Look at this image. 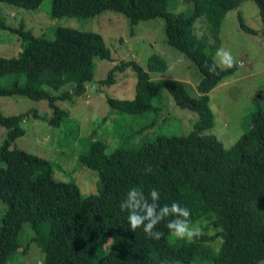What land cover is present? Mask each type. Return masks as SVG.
<instances>
[{
	"label": "trees",
	"instance_id": "1",
	"mask_svg": "<svg viewBox=\"0 0 264 264\" xmlns=\"http://www.w3.org/2000/svg\"><path fill=\"white\" fill-rule=\"evenodd\" d=\"M172 0H52L51 18H93L110 11L125 16L131 27L139 22L161 18L165 43L185 56L199 71L197 95L177 80L152 81L149 72H165L167 64L159 56H151L147 71L136 62H120L113 67L104 84L114 82V72L131 67L137 74L132 100L111 97V109L131 115L157 112L153 99L166 90L181 109L197 115L192 130L185 136H159L152 142L122 147L105 153L102 142H92L89 153L79 162L98 174L97 193L82 195L75 182H61L53 177L50 162L15 148L25 134L21 124L32 113L48 120L35 110L6 116L0 111V127L5 129L0 145V202L5 206L0 221V264H9L21 250L19 235L29 224L32 241L43 254L42 264H175L208 261L211 264H260L264 261V108L256 103L251 114V128L229 149L212 134L214 114L209 94L232 76L235 67H217L209 73L207 65L216 63L212 54L219 46L221 24L228 11L247 0H173L192 4L191 13L169 11ZM253 1L262 21L264 38V0ZM25 10H36L43 0H0ZM206 22L207 33L198 37L195 23ZM240 29L256 31L245 25L238 15ZM0 29L21 39L23 48L14 58L0 56V77L24 75L25 82L0 86V96H21L46 101L53 116L48 123L60 127L68 117L57 102L71 101L85 95L93 79L94 59L111 60L103 38L93 32L57 28L54 39L37 37L24 25L11 28L0 11ZM209 38L213 44H209ZM209 46V47H208ZM206 48L212 54L205 52ZM217 64V63H216ZM69 86L71 90L60 91ZM59 92L53 94L49 91ZM145 126L134 135L142 134ZM133 135V136H134ZM151 169L150 171H145ZM153 187L160 192V204L173 201L187 206L190 221H201L202 234L192 242L168 235L163 227L160 240L146 238L141 229H128L126 212L119 205L128 188ZM209 226L214 235L205 234ZM219 239L217 251L210 243Z\"/></svg>",
	"mask_w": 264,
	"mask_h": 264
},
{
	"label": "rangeland",
	"instance_id": "2",
	"mask_svg": "<svg viewBox=\"0 0 264 264\" xmlns=\"http://www.w3.org/2000/svg\"><path fill=\"white\" fill-rule=\"evenodd\" d=\"M51 5L52 0H43L38 9L31 11L0 2V11L7 26L18 28L22 24L33 35L48 40L54 39V31L60 27L97 33L109 49L111 60L94 59L93 79L88 84L85 95L74 97L71 101L57 102L61 109L68 112V117L60 127H53L48 123L53 113L46 101H34L21 96H0V111L9 116L35 110L38 115L47 118L48 120L37 119L30 113L21 124L25 134L16 140L15 148L48 160L57 181L75 182L82 195L96 194L98 174L79 162L81 155L89 153L92 142L104 143L105 153L111 154L122 147L132 148L143 142H152L159 136H185L197 121V115L179 108L166 90H162L152 101V105L159 108L157 112L131 115L111 109L106 102L107 97L119 100L134 98L137 74L131 67H127L114 72L113 83L104 84L102 81L107 79L109 71L122 61H134L147 71L148 59L156 55L165 60L167 70L161 73L149 72L150 79L183 82L193 96L197 95L196 88L201 75L191 61L165 43L164 22L161 18L139 22L132 27L125 16L110 11L93 18L65 16L54 19L51 18ZM192 9V4L176 3L173 0L169 6V11L174 13L188 14ZM238 15L257 34L241 30ZM262 28L258 8L250 0L244 1L239 8L228 11L221 24L217 50L223 49L231 53L235 72L209 94L214 127L205 134L217 137L225 149H229L250 130L251 114L256 109V103L264 108ZM206 33L204 18L198 19L195 34L201 37ZM208 43L213 44V39L209 38ZM22 48L19 36L0 29L1 57H17ZM205 52L213 53L209 48ZM216 52L212 54L213 60L219 67L229 68L219 64ZM15 81L23 84L25 76L0 77V86L9 87ZM66 89L71 90V87L65 86L60 91ZM57 93L59 92H53ZM145 126L149 127L142 134L134 135ZM4 135L5 129L0 127V145ZM4 212L5 206L0 202V221ZM204 232L212 236L216 229L208 225ZM32 238V229L29 224H25L19 235V242L22 247L28 246V252L22 255L19 250L11 257L9 264L43 263V254ZM219 242L217 238L210 243L213 250L217 251ZM190 264L211 263L201 261ZM260 264H264V261Z\"/></svg>",
	"mask_w": 264,
	"mask_h": 264
},
{
	"label": "clouds",
	"instance_id": "3",
	"mask_svg": "<svg viewBox=\"0 0 264 264\" xmlns=\"http://www.w3.org/2000/svg\"><path fill=\"white\" fill-rule=\"evenodd\" d=\"M216 56L219 64L232 67L233 57L230 52L219 49ZM218 66L212 63L207 65V69L209 73H214ZM160 199V192L155 187L149 189L147 194L136 186L128 188L119 205L120 211L127 213L125 219L128 229L135 232L139 228L146 238L160 240L163 233L157 225L166 220L163 227L167 229L168 235L175 239L192 242L201 236V221H190L191 211L187 206H182L176 201L160 204Z\"/></svg>",
	"mask_w": 264,
	"mask_h": 264
}]
</instances>
